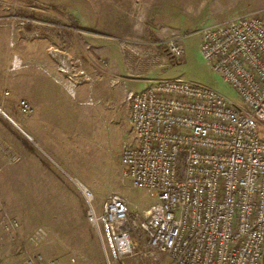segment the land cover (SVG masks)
Here are the masks:
<instances>
[{
    "label": "rangeland",
    "instance_id": "obj_1",
    "mask_svg": "<svg viewBox=\"0 0 264 264\" xmlns=\"http://www.w3.org/2000/svg\"><path fill=\"white\" fill-rule=\"evenodd\" d=\"M92 1L95 10L105 7L111 16L104 35L117 37L112 41L120 48L125 66L115 76L108 67L119 63L117 51L108 50V59L99 53L101 47L93 45L96 37L84 32L92 31L86 23ZM254 14L264 16V0H0V30H15L19 42H44L51 59L60 58L68 81L86 86L91 96L83 104L79 92L60 86L42 72L45 66L28 62L18 43H13L7 73H11L8 83L16 86L11 90L0 85V109L33 141L0 115V264H18L32 255L103 264L86 220L85 202L69 177L91 191L97 212L110 194L120 195L132 215L147 210L153 199L131 186L119 162L123 146L134 143L127 94L143 91L154 80L180 78L239 104L237 93L202 58L201 30ZM172 36L182 38L180 60L166 50L165 41ZM6 41L0 32V67ZM14 56L19 61L15 69ZM40 69L42 77L34 74ZM26 91L35 99V108L57 122L46 126L54 140L61 141L56 155L40 145L37 117L22 115L17 108ZM260 134L264 137V124ZM6 220H16L18 229L6 232L2 227ZM39 231L42 236L37 237ZM133 236V256L125 264H153L145 238L138 232ZM157 263L167 264V260L158 256Z\"/></svg>",
    "mask_w": 264,
    "mask_h": 264
},
{
    "label": "built area",
    "instance_id": "obj_2",
    "mask_svg": "<svg viewBox=\"0 0 264 264\" xmlns=\"http://www.w3.org/2000/svg\"><path fill=\"white\" fill-rule=\"evenodd\" d=\"M181 40L165 41L176 60L184 56ZM199 49L239 104L180 78L154 80L127 94L134 143L123 146L119 162L131 186L153 199L147 210L132 215L120 195L110 194L97 212L91 191L69 177L85 202L103 264H125L133 256L134 232L145 238L153 264L158 256L167 264L263 263L264 16L204 28ZM18 66L14 56L12 68ZM17 108L22 115L33 113L25 99ZM0 115L29 140L1 109ZM2 227L9 232L19 224L6 220ZM18 264L76 261L32 255Z\"/></svg>",
    "mask_w": 264,
    "mask_h": 264
},
{
    "label": "crops",
    "instance_id": "obj_3",
    "mask_svg": "<svg viewBox=\"0 0 264 264\" xmlns=\"http://www.w3.org/2000/svg\"><path fill=\"white\" fill-rule=\"evenodd\" d=\"M95 7L96 6L94 5V1H92V3L90 2L88 4L86 23L88 24L89 28H91L92 31H84V32L92 34L93 36L96 37L95 40H92L93 45L101 47L99 49V53L105 57H108V59L110 58L109 56L106 55V52L108 50H110V52H112V53L114 51L115 52L117 51L116 56L118 57L119 63L117 65H114L113 63L112 64L109 63V67H108V69L113 71V72H111L112 76H115L114 73L119 74L122 70H124L123 68L125 66L122 65L121 60H120L121 59L120 48L118 47L116 42L112 41L113 39H116L117 37L114 36L112 39L111 35H108V34L104 35L105 30L107 32L108 26L111 23L110 22L111 16H107V14L105 12V7H102L101 9L96 8V10H95ZM116 15H118V14H116ZM113 17L114 16H112V18ZM0 32H3V35L5 36V39L7 40L5 42V46H4L6 49V53H4L3 65H2V67H0V85H5L8 88H10L11 90L15 89L16 84L13 85L11 83L10 84L8 83L9 82V76L11 75V73H7V71H8L7 69H8V56H9L8 52L13 53L10 50L11 49L13 50V48H14L13 43L17 42L18 43L17 47L20 46V49L22 51L21 56L24 59L29 58L30 60L28 62H38L36 64H38L39 68H41L42 66L43 67L45 66L44 69L42 70V72H45V73L47 72L46 74H49L54 79V81H57L60 84V86L62 85L63 87H68V88H70L71 91H72V89H75L74 91H77L80 93L81 99H83V104H86L87 99L89 97H91L90 96V90L86 86H78V85L73 86L72 83H70L68 81V79L66 78V74H64L63 66H62V64L59 63L60 58L56 57L55 60L51 59V53L52 52L48 51V49H50V47H48V45L43 44L44 42H38L37 44H32L31 41H27V40H22L21 42H19L18 32H16L15 30L11 31L8 29L7 30L2 29V30H0ZM108 33H109V30H108ZM98 36H100V37H98ZM20 43H22V44H20ZM10 44L12 45V47L9 46ZM17 50H18V48H17ZM98 67H99V69H103L101 66H98ZM24 71H25V69L22 71V73ZM32 71H35V70H32ZM42 72L40 69V70H36L34 72V74H36L37 76L40 77L41 76L40 74H42ZM101 84H102V82L97 83V85L99 87ZM95 87H93L92 89H94ZM79 88L80 89L82 88V89L79 91L78 90ZM129 93H131V92H129ZM21 96L25 100L29 101V103L33 107V114H34V116L37 117L36 118V120H37L36 124H37V129H38V134H39L40 145L43 146L47 151H49L50 153H52L54 155L55 154V148L58 144H60L61 141L59 139L54 140L53 136L47 132L48 130L46 129V126H47V124H52L53 126H57V122H56L55 118L52 117V119H51L48 116H44L42 114V111L39 108L36 109L35 108V105H36L35 99L33 98V96L30 93H28V91H26L25 93H22ZM42 100H43V96L40 95V102ZM27 136L29 137V140L33 141V139H31L29 135H27ZM49 158H50L49 160H51L50 156H49Z\"/></svg>",
    "mask_w": 264,
    "mask_h": 264
},
{
    "label": "trees",
    "instance_id": "obj_4",
    "mask_svg": "<svg viewBox=\"0 0 264 264\" xmlns=\"http://www.w3.org/2000/svg\"><path fill=\"white\" fill-rule=\"evenodd\" d=\"M174 63H177V62H174Z\"/></svg>",
    "mask_w": 264,
    "mask_h": 264
}]
</instances>
